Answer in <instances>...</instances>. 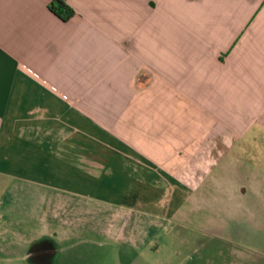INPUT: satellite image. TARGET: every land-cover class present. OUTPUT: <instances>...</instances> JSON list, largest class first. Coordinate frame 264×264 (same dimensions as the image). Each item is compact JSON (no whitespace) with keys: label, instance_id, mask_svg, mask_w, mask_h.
Instances as JSON below:
<instances>
[{"label":"crops","instance_id":"0c3cea01","mask_svg":"<svg viewBox=\"0 0 264 264\" xmlns=\"http://www.w3.org/2000/svg\"><path fill=\"white\" fill-rule=\"evenodd\" d=\"M51 1L0 0V182L171 219L264 145V0Z\"/></svg>","mask_w":264,"mask_h":264},{"label":"rangeland","instance_id":"374dc122","mask_svg":"<svg viewBox=\"0 0 264 264\" xmlns=\"http://www.w3.org/2000/svg\"><path fill=\"white\" fill-rule=\"evenodd\" d=\"M238 152L242 159L231 171L240 173L194 181L193 196L171 219L118 214L92 199L1 181L0 264H37L25 257L45 234L54 236L55 251L45 264H264V189L250 187L255 177L264 187V145ZM68 208L72 225L83 229L63 239L74 230Z\"/></svg>","mask_w":264,"mask_h":264},{"label":"flooded vegetation","instance_id":"af4514ba","mask_svg":"<svg viewBox=\"0 0 264 264\" xmlns=\"http://www.w3.org/2000/svg\"><path fill=\"white\" fill-rule=\"evenodd\" d=\"M51 239L49 237H44L42 238V240L39 242H37V244L35 243L36 247L34 246V248H32L31 250H29V252H27L26 254V259L29 260H36L37 264H45L44 263V259L47 255H52L55 253V251L53 249H51ZM30 246H32L33 244H29ZM34 258V259H33ZM34 261V262H36Z\"/></svg>","mask_w":264,"mask_h":264},{"label":"trees","instance_id":"16d2710c","mask_svg":"<svg viewBox=\"0 0 264 264\" xmlns=\"http://www.w3.org/2000/svg\"><path fill=\"white\" fill-rule=\"evenodd\" d=\"M50 10L64 21L74 14V11L63 0H52Z\"/></svg>","mask_w":264,"mask_h":264}]
</instances>
